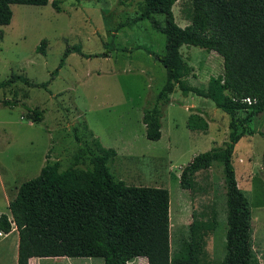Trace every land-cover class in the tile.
Wrapping results in <instances>:
<instances>
[{"label": "rangeland", "instance_id": "374dc122", "mask_svg": "<svg viewBox=\"0 0 264 264\" xmlns=\"http://www.w3.org/2000/svg\"><path fill=\"white\" fill-rule=\"evenodd\" d=\"M51 1L44 6L12 4L10 23L0 26V80L20 75L37 84L49 82L45 88L18 80L0 88V213H9L7 204L19 186L36 177L47 160L58 162L59 170L91 168L98 140L116 151L115 160L107 164L115 179L129 186L168 189L171 250L186 235L193 211L207 216L216 211L217 224L206 238L205 251L207 259L219 264L227 230L222 164L214 162L196 173L193 197L180 187L179 173L194 156L228 140L229 116L211 100L185 96L177 87L167 104L157 99L166 71L153 54H165V36L148 20L128 24L139 14L141 0H61L59 12ZM187 2L177 0L172 7L180 27L189 24ZM153 18L164 23L163 15ZM42 40L46 46L36 52ZM67 49L63 66L51 78ZM180 52L194 68V77L187 79L191 85L205 87L209 77L222 73L217 53L186 45ZM154 105L162 110L161 137L150 141L142 114ZM26 107L41 110L42 121L26 119ZM190 110L207 121L206 130L187 128ZM249 128L254 133L236 143L232 163L251 208L253 250L264 264V111L253 117ZM141 258L127 264H141Z\"/></svg>", "mask_w": 264, "mask_h": 264}, {"label": "trees", "instance_id": "16d2710c", "mask_svg": "<svg viewBox=\"0 0 264 264\" xmlns=\"http://www.w3.org/2000/svg\"><path fill=\"white\" fill-rule=\"evenodd\" d=\"M49 0H0V26L12 18V4L44 6ZM177 0H141L139 14L128 24L148 20L151 27L165 36V54L154 55L166 71V80L157 99L167 104L168 95L177 87L187 96L209 99L229 116L228 140L222 146L194 156L183 166L179 185L193 197L195 175L222 164L225 189L227 230L225 255L219 264H259L253 250L251 208L238 186L232 155L236 143L247 133L249 123L264 111V0H188L185 19L180 27L172 7ZM61 0H52L59 12ZM153 15H163L164 23ZM124 26V25H121ZM2 31L0 30V40ZM195 46L222 57V73L208 78L205 87L191 85L194 68L180 52L183 46ZM42 40L36 52H43ZM73 50L81 53L78 48ZM67 49L53 78L64 64ZM150 53V52H149ZM22 81L29 86L45 87L20 75L0 80V88ZM250 99V103L245 101ZM5 106L9 102L4 101ZM26 119L42 121V111L26 107ZM162 110L157 105L143 109L142 123L150 141L161 137ZM207 121L190 110L187 128L204 131ZM264 137V133H260ZM98 154L91 168L68 167L59 170L58 162L46 161L39 174L23 182L8 203L7 214H0V231L13 227L18 233L17 264H28L31 257L101 258L104 264H126L144 257L147 264H215L207 259V236L217 224L216 211L211 216L192 212V220L171 250L169 191L164 187L129 186L117 180L107 166L116 151L96 140ZM264 176V161L262 163Z\"/></svg>", "mask_w": 264, "mask_h": 264}, {"label": "crops", "instance_id": "0c3cea01", "mask_svg": "<svg viewBox=\"0 0 264 264\" xmlns=\"http://www.w3.org/2000/svg\"><path fill=\"white\" fill-rule=\"evenodd\" d=\"M7 215L10 216L9 213ZM169 217L171 221L170 200H169ZM178 218L179 215L177 216L176 220ZM18 242H19L18 233L15 227H13L12 230L7 234L0 232V264H17ZM71 259L72 258L69 257H45V258L31 257L28 261V264H43V261H51L50 264H104L103 262H97L93 260L92 261L90 260L91 262L87 263V262H83L82 260H71ZM141 260L145 261V262L142 261L141 264H147L146 258L142 257Z\"/></svg>", "mask_w": 264, "mask_h": 264}, {"label": "built area", "instance_id": "2783aa9c", "mask_svg": "<svg viewBox=\"0 0 264 264\" xmlns=\"http://www.w3.org/2000/svg\"><path fill=\"white\" fill-rule=\"evenodd\" d=\"M245 101H246L247 103H250V102H251L249 98H246ZM0 232H1V231H0Z\"/></svg>", "mask_w": 264, "mask_h": 264}]
</instances>
